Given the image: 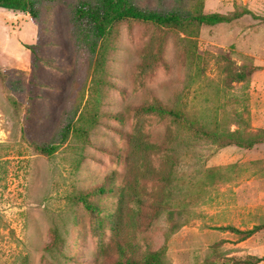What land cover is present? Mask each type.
I'll return each instance as SVG.
<instances>
[{
  "label": "rangeland",
  "instance_id": "rangeland-1",
  "mask_svg": "<svg viewBox=\"0 0 264 264\" xmlns=\"http://www.w3.org/2000/svg\"><path fill=\"white\" fill-rule=\"evenodd\" d=\"M82 1L37 0L38 19L0 8V264H117L118 240L162 264L264 258V144L214 138L264 130V0H134L236 18L197 37L122 21L94 55L76 39ZM67 112L69 140L43 152ZM257 226L241 242L221 229Z\"/></svg>",
  "mask_w": 264,
  "mask_h": 264
},
{
  "label": "trees",
  "instance_id": "trees-1",
  "mask_svg": "<svg viewBox=\"0 0 264 264\" xmlns=\"http://www.w3.org/2000/svg\"><path fill=\"white\" fill-rule=\"evenodd\" d=\"M0 8L19 11L30 15L34 19H38L41 12L37 0H0ZM247 14H251L254 18L256 17L251 12ZM75 17L78 25L76 31L77 43L79 46L86 48L92 55L97 52L98 44L110 34L113 26L122 21L134 20L163 27L179 28L188 36L197 37L200 27L203 25L215 26L231 22L236 18L235 15L204 14L203 11L184 13L183 11L158 12L146 10L138 6L134 0H83L76 9ZM260 20L264 22V18ZM87 24L90 28H86L85 25ZM254 71L255 69L249 66L237 67L234 79L238 82H245ZM146 111L175 114L172 111L155 107L147 108ZM72 126L71 116L67 112L66 119L57 133V138L60 140L59 144L40 146V150L48 154L55 153L61 143L64 144L69 140L73 129ZM214 138H219L221 140L220 144L223 146L225 144L235 145L251 150L258 145L264 144V130L251 131L245 137H242L239 131H235L226 136L215 135ZM139 145L147 149L154 146L152 143L144 141L139 142ZM161 178H165V176ZM131 201L137 205L144 202L137 193ZM134 218L135 214L130 216V220ZM221 229L230 230L240 235L239 241L241 242L261 231L262 227L257 226L246 231H241L234 227H221ZM116 246L118 252L117 264H162L161 252H149L145 257L140 258L135 245L130 240H118ZM262 262H264V258L250 257L245 261L237 262V264H260Z\"/></svg>",
  "mask_w": 264,
  "mask_h": 264
},
{
  "label": "crops",
  "instance_id": "crops-1",
  "mask_svg": "<svg viewBox=\"0 0 264 264\" xmlns=\"http://www.w3.org/2000/svg\"><path fill=\"white\" fill-rule=\"evenodd\" d=\"M250 10H252L253 5L252 3H250L249 5ZM248 38L249 39V50H252L253 48H255L256 43L253 45L254 39H253V34H246V33H240L238 40H241L242 42L244 41V39ZM259 48H262V46H259ZM264 48V47H263ZM252 229V228H251ZM250 229V230H251ZM257 234V233H256ZM254 236V235H253ZM253 236H251L250 238H252ZM248 238V239H250ZM246 241V240H245Z\"/></svg>",
  "mask_w": 264,
  "mask_h": 264
}]
</instances>
